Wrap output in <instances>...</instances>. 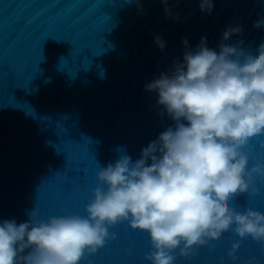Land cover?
<instances>
[{
  "label": "water",
  "instance_id": "water-1",
  "mask_svg": "<svg viewBox=\"0 0 264 264\" xmlns=\"http://www.w3.org/2000/svg\"><path fill=\"white\" fill-rule=\"evenodd\" d=\"M257 21H264V0H213L211 14L199 0H0V221H27L33 208L36 220L86 216L93 189L106 188L100 168L123 154L139 159L174 127L145 85L170 74L201 37L218 52L229 27L241 31L223 43L257 55L264 42ZM261 141L264 135L245 149L249 166L264 161ZM254 183L257 194L229 203L264 212V180ZM109 232L116 238L80 264H150L145 231L124 222ZM174 264H264V244L229 230Z\"/></svg>",
  "mask_w": 264,
  "mask_h": 264
},
{
  "label": "clouds",
  "instance_id": "clouds-1",
  "mask_svg": "<svg viewBox=\"0 0 264 264\" xmlns=\"http://www.w3.org/2000/svg\"><path fill=\"white\" fill-rule=\"evenodd\" d=\"M199 8L211 14L213 0H199ZM240 31L225 29L218 52L201 37L170 74L145 85L174 127L143 148L139 159L123 154L100 168L97 180L106 188L93 189L86 216L36 220L33 208L27 221H0V264H80L114 240L109 228L124 222L148 234L151 250L144 259L150 264L188 258L194 246L229 230L264 244V212L229 203L242 193L257 194L254 181L264 180V161L249 166L245 151L252 138L264 135V42L257 55L223 43ZM155 43L165 46L159 37ZM240 242L228 250L232 259Z\"/></svg>",
  "mask_w": 264,
  "mask_h": 264
}]
</instances>
